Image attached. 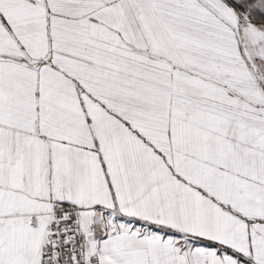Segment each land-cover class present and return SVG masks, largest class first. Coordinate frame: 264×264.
Instances as JSON below:
<instances>
[{
  "label": "snow or ice",
  "instance_id": "6c2138e0",
  "mask_svg": "<svg viewBox=\"0 0 264 264\" xmlns=\"http://www.w3.org/2000/svg\"><path fill=\"white\" fill-rule=\"evenodd\" d=\"M0 264H264V0H0Z\"/></svg>",
  "mask_w": 264,
  "mask_h": 264
}]
</instances>
